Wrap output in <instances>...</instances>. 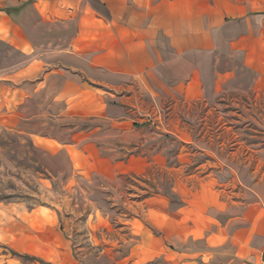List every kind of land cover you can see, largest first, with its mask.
<instances>
[{
	"label": "rangeland",
	"instance_id": "obj_1",
	"mask_svg": "<svg viewBox=\"0 0 264 264\" xmlns=\"http://www.w3.org/2000/svg\"><path fill=\"white\" fill-rule=\"evenodd\" d=\"M26 62L0 42V264H133L139 235L158 237L159 213L200 183L241 201L264 187V83L189 105L146 97L115 134L62 120L15 76Z\"/></svg>",
	"mask_w": 264,
	"mask_h": 264
},
{
	"label": "crops",
	"instance_id": "obj_2",
	"mask_svg": "<svg viewBox=\"0 0 264 264\" xmlns=\"http://www.w3.org/2000/svg\"><path fill=\"white\" fill-rule=\"evenodd\" d=\"M0 31L27 60L15 76L30 93L115 134L133 130L146 97L189 105L264 83V0H0ZM207 185L159 213L133 264H264V187L241 201Z\"/></svg>",
	"mask_w": 264,
	"mask_h": 264
}]
</instances>
